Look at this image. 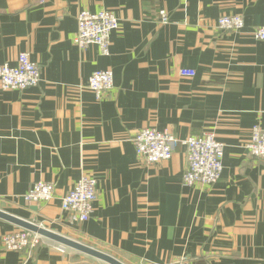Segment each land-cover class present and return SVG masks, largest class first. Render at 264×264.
Wrapping results in <instances>:
<instances>
[{"label": "crops", "instance_id": "0c3cea01", "mask_svg": "<svg viewBox=\"0 0 264 264\" xmlns=\"http://www.w3.org/2000/svg\"><path fill=\"white\" fill-rule=\"evenodd\" d=\"M83 9L118 18L108 55L75 45ZM224 14L241 15L243 29H218ZM262 25L264 0H0V64L27 52L41 73L37 86L0 87V210L127 264H264V160L246 148L253 125L264 129V41L250 34ZM98 69L113 73L100 100L87 85ZM144 127L213 133L217 182L183 184V146L146 163L132 142ZM84 175L97 199L87 221L72 222L61 198ZM37 181L53 182L55 197L28 204ZM20 228L0 218V264H98L44 237L29 254L5 251L2 236Z\"/></svg>", "mask_w": 264, "mask_h": 264}, {"label": "built area", "instance_id": "2783aa9c", "mask_svg": "<svg viewBox=\"0 0 264 264\" xmlns=\"http://www.w3.org/2000/svg\"><path fill=\"white\" fill-rule=\"evenodd\" d=\"M159 19L168 23V14L159 10ZM116 15L106 9L91 12L83 9L77 14V31L74 43L80 49L94 45L101 55L109 54L110 39L113 31L118 28ZM244 27L243 17L239 14H224L217 19V28L221 30L240 32ZM250 34L257 40L264 41V25L254 28ZM179 73L193 77V69L182 68ZM41 81L38 65L31 61L29 53L20 52L16 65L0 64V87L2 89L23 90L37 86ZM88 88L100 100L113 89V73L110 69H98L91 73L87 81ZM135 151L148 164L169 159L178 146L186 150V169L182 182L186 186L200 184L211 186L219 179L222 170L223 145L215 139L211 132L199 135H189L180 139L168 129L159 130L154 127H144L132 137ZM247 151L253 157L264 160V129L253 125L251 135L246 144ZM97 180L94 176L84 175L61 198V208L70 221L85 222L90 218L97 199ZM55 197V184L50 181H37L23 199L28 204L40 205ZM42 237L29 230L20 228L2 236V248L5 251L31 253L36 249ZM64 246L60 250L63 251ZM164 264H193L188 258H180Z\"/></svg>", "mask_w": 264, "mask_h": 264}, {"label": "water", "instance_id": "95a60500", "mask_svg": "<svg viewBox=\"0 0 264 264\" xmlns=\"http://www.w3.org/2000/svg\"><path fill=\"white\" fill-rule=\"evenodd\" d=\"M0 218L9 221L11 223H14L23 229L34 232L41 237L52 240L61 246L78 251L80 253L93 257L107 264H125L124 262H122L121 260H119L118 258L114 257L113 255L107 252H104L102 250L84 244L82 242H79L73 238L67 237L63 234H60L48 228H45L42 225H39L35 222L15 217L1 210H0Z\"/></svg>", "mask_w": 264, "mask_h": 264}, {"label": "rangeland", "instance_id": "374dc122", "mask_svg": "<svg viewBox=\"0 0 264 264\" xmlns=\"http://www.w3.org/2000/svg\"><path fill=\"white\" fill-rule=\"evenodd\" d=\"M77 241H78V240H77ZM79 242H82V243H84V244H87V245H89V246H92V247H94V248H97V247H95V246H93V245H90V244H89L88 242H86V241H79ZM98 249H99V248H98ZM99 250H102V251H104V252H107V253L113 255L114 257L118 258L119 260H121V261L123 262V260L120 259V257H118L117 255H115L114 253H112V252H110V251H108V250H105V249H99ZM96 261H97L98 264H107V263L102 262V261H100V260H96ZM124 263L127 264L125 261H124Z\"/></svg>", "mask_w": 264, "mask_h": 264}]
</instances>
